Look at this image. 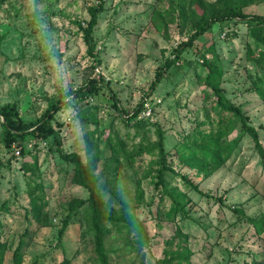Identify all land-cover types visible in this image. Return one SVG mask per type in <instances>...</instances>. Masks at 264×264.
<instances>
[{"label":"rangeland","instance_id":"obj_1","mask_svg":"<svg viewBox=\"0 0 264 264\" xmlns=\"http://www.w3.org/2000/svg\"><path fill=\"white\" fill-rule=\"evenodd\" d=\"M98 1L0 0V111L11 105L24 121L35 122L51 104L66 101L53 126L66 151L92 163L110 218L104 226L110 264L174 257L175 264H251L254 254L264 256V156L235 116L217 108L203 63L206 56L218 66L227 99L250 117L264 147V44L253 37L247 20L217 22L176 59L145 112L128 126L111 91L125 109L134 110L198 16L223 9L225 0H104L94 33L100 64L87 54L79 27ZM233 2L247 14L264 15V0ZM99 73L110 87L85 99L68 95ZM158 129L174 169L167 183L187 214L171 213L172 198L157 185ZM219 132L222 163L191 165L199 159L191 154L195 144ZM1 138L0 125L1 264H99L86 208L59 237L69 202L89 193L72 181L73 165L51 150L53 137L26 140L25 152L16 148L14 154ZM183 174L225 203L197 192ZM231 205L258 218L260 230ZM183 253L190 258L179 263L176 255Z\"/></svg>","mask_w":264,"mask_h":264},{"label":"trees","instance_id":"obj_2","mask_svg":"<svg viewBox=\"0 0 264 264\" xmlns=\"http://www.w3.org/2000/svg\"><path fill=\"white\" fill-rule=\"evenodd\" d=\"M186 2L185 0H182ZM189 1V0H188ZM196 1V0H191ZM223 9L213 10L208 15L198 16L195 28L192 33L188 36L186 40H183L178 44L174 50V58H169L166 64L157 69L155 79L151 83L149 89L145 92L143 99L138 103L134 110L125 109L118 98V96L111 91V98L113 99V105L118 110L120 115L123 117L126 125H134L138 117L145 112L147 99L152 95V93L157 89L159 83L162 81L165 74L168 72L170 67L175 64L176 59H179L182 53L192 47L195 41L208 32L217 22L243 19L247 20V25L251 29V33L256 41L264 44V15L260 14H247L243 11V5L233 2V0H225ZM105 9L104 0H99L96 4L90 5L88 8L89 19L83 20L79 23L80 29L83 31V37L85 44L87 46V54L97 59V63L100 64V60L97 58V43L94 38L95 28L99 22V15ZM4 39V34H0V48L2 40ZM203 63L207 68V76L205 78V83L209 86L215 97L216 106L223 112H227L239 121L240 131L250 135L255 143L256 149L259 153L264 156V147L261 143L259 133L257 129L249 123L250 117L242 110L238 105L231 103L226 95L224 89L218 82L221 72L218 66H215L209 59L204 56ZM261 65L264 67V52L261 53L260 59ZM106 85L109 86V82L106 78L99 73L98 76L91 77L87 82L73 90L68 92V95L73 96L75 99H85L88 96H95L99 93L102 87ZM111 90V89H110ZM264 96V92L260 91ZM66 105V101L58 100L56 103L50 105V107L44 112V114L35 122H26L19 115L14 106L5 105L1 108L0 115V125L2 126V142L9 152L15 153L16 148L24 153L25 146L24 141L36 138L46 140L53 137V146L51 150L57 152L59 156L67 163L73 165L72 181L85 187L88 190V197L86 198H74L68 204L67 214L63 219L62 227L59 230V237L62 238L69 226L75 222L77 216L80 215L81 210L86 208V220L90 229L94 233V243L95 252L99 261V264H110L108 254L105 247V223L110 219L104 210V193L102 189L97 185V180L93 175L92 163L85 162L81 154L78 152H68L63 148L62 138L58 136V131L53 126V121L55 120L56 114ZM159 141L157 147L159 148V155L161 156L157 173V185L161 189L163 194H166L172 198V208L171 213H181L187 214L185 209V203L179 198V195L175 194V189H170L166 175L169 171L174 172V169L167 163V155L164 148V132L158 129ZM219 136L222 133L219 132L218 137L214 136L205 137L203 139V144H195L192 151V155H196L199 158L197 162L191 163L198 168L205 169L210 165H220L222 163V150L223 146L219 144ZM184 182L189 184L197 192L203 194L202 190L197 184L192 182L186 175H182ZM208 198H212L218 201L220 204H224V197H214L209 194H205ZM6 205V203H5ZM229 208L245 219V221L253 224L257 230L262 227V222L253 216L245 213V211L236 205H231ZM32 209L37 210L38 206L35 204ZM175 214V215H176ZM5 245L0 239V253ZM22 248V243L19 244L17 250L13 253V259L19 261L20 249ZM260 255V256H257ZM255 258L252 260L251 264H264V256L262 254H254ZM176 259L179 263L187 261L190 256L189 254H177ZM174 258L159 259L155 264H175ZM67 261V262H66ZM0 259V264H1ZM63 264H69L68 260H65Z\"/></svg>","mask_w":264,"mask_h":264}]
</instances>
